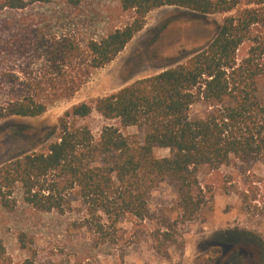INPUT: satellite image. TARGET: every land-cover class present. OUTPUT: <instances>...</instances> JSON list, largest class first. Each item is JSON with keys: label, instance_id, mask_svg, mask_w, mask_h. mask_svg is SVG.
I'll return each mask as SVG.
<instances>
[{"label": "trees", "instance_id": "16d2710c", "mask_svg": "<svg viewBox=\"0 0 264 264\" xmlns=\"http://www.w3.org/2000/svg\"><path fill=\"white\" fill-rule=\"evenodd\" d=\"M83 1L0 0V119L40 116L71 99L93 70L117 58L153 9L223 18L183 62L72 105L54 131L0 164V205L55 213L95 248L138 243L151 225L157 252L168 256L170 246L183 244L177 222L193 221L212 202L202 167L264 162V0H120L131 20L98 35L72 12ZM162 183L176 190L175 220L150 210ZM129 217L133 232L120 226ZM26 236L18 235L22 248ZM0 264H13L2 243ZM22 264L36 263L27 257Z\"/></svg>", "mask_w": 264, "mask_h": 264}, {"label": "rangeland", "instance_id": "374dc122", "mask_svg": "<svg viewBox=\"0 0 264 264\" xmlns=\"http://www.w3.org/2000/svg\"><path fill=\"white\" fill-rule=\"evenodd\" d=\"M120 0H84L72 12L91 35H98L131 20ZM50 8L51 14L55 11ZM62 9H60L61 11ZM50 14V15H51ZM223 16L203 15L177 6H162L145 16L143 28L122 52L106 66L92 71L71 99L58 100L36 117L12 116L0 119V164L30 150L44 131H54L57 119L78 102L89 101L183 62L217 32ZM155 150L156 156L167 155ZM200 181L212 185L209 207L193 221L177 222L179 241L168 256L156 250L149 228L138 243L124 246H91L85 232L68 231L67 219L55 213H42L19 204L13 210L0 205V244L13 264L31 257L36 264H222L224 256L240 246L264 264V162L240 163L232 160L219 170L202 167ZM177 200L176 190L162 183L151 195L153 213L170 214ZM132 219L121 227L131 230ZM24 232L26 248L18 244ZM254 264V263H248Z\"/></svg>", "mask_w": 264, "mask_h": 264}, {"label": "flooded vegetation", "instance_id": "af4514ba", "mask_svg": "<svg viewBox=\"0 0 264 264\" xmlns=\"http://www.w3.org/2000/svg\"><path fill=\"white\" fill-rule=\"evenodd\" d=\"M257 262V258L251 253H249L243 247L236 246L224 256L222 264H256Z\"/></svg>", "mask_w": 264, "mask_h": 264}]
</instances>
